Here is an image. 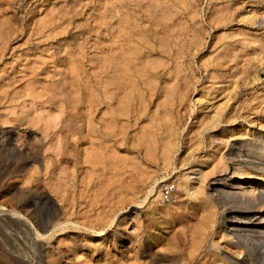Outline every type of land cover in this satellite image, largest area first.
<instances>
[{"label":"rangeland","instance_id":"374dc122","mask_svg":"<svg viewBox=\"0 0 264 264\" xmlns=\"http://www.w3.org/2000/svg\"><path fill=\"white\" fill-rule=\"evenodd\" d=\"M100 63L135 65L127 74L140 85L126 83L121 101L125 90L116 95L112 151L98 129L108 107L97 101ZM217 113L224 127L245 124L264 136V0H0V264L39 255L43 264H237L220 243L241 248L239 264H264V237L226 242L229 211L214 170L200 201L182 187L188 167L211 152V130L203 140L198 131ZM168 129L175 147L166 164L160 140ZM240 137L219 151L229 165ZM238 149L243 161L264 164L257 152L249 158ZM94 152L104 160L95 162ZM167 181L178 187L163 204ZM60 222L68 228L47 239Z\"/></svg>","mask_w":264,"mask_h":264},{"label":"bare ground","instance_id":"6f19581e","mask_svg":"<svg viewBox=\"0 0 264 264\" xmlns=\"http://www.w3.org/2000/svg\"><path fill=\"white\" fill-rule=\"evenodd\" d=\"M118 9V8H117ZM114 14V13H113ZM116 15V14H115ZM121 19V18H120ZM120 19H119V22H120V27H122V24L123 23H121V22H123V20L121 19V21H120ZM127 20V19H126ZM120 27H119V29H120ZM123 29V28H122ZM117 31H118V29H117ZM122 31V30H121ZM123 31H125L124 29H123ZM118 32H120V30L118 31ZM117 33V32H116ZM125 33H127V32H125ZM119 34V33H118ZM115 37V36H114ZM135 37V36H134ZM125 40V39H124ZM120 46V45H119ZM119 46L117 47V48H119ZM123 46V45H122ZM122 49V48H121ZM119 50H120V48H119ZM118 50V51H119ZM133 52V51H132ZM108 56V55H107ZM124 58V57H123ZM125 59V58H124ZM137 60H138V58H137ZM122 61H124V60H122ZM99 64V63H98ZM139 65V64H138ZM132 66H135V65H132ZM132 66H131V63H100V65H99V76L100 77H98V83H100L99 85V87H101V94L99 95V99L97 100L98 101V103H99V105H106V106H108L107 108H105V109H107L108 111L107 112H110L109 111V109H110V107H111V109H113L115 106H113L112 107V105H114L115 103H117L119 100V98H122V99H120V101L121 100H123V97H122V95L124 94V93H127L126 92V89L128 90L129 88H127L131 83V81L133 82V84H131L133 87H131L130 89L132 90L133 88H135V87H138V89H140V85H135L136 83L132 80V78L129 76V74H127V73H129V71L128 70H130L131 68H132ZM137 67H139V66H136V68ZM108 68H109V70L111 71V75L109 76V78H110V81H109V79L107 78V80H106V78H105V74L106 73H108V72H110L109 70H108ZM135 68V73H136V71L137 70H139L140 71V69L141 68H138V69H136ZM133 69V68H132ZM131 69V70H132ZM123 70H124V72H125V70H127L128 72H126V74L128 75V76H126V74L125 73H123ZM144 70V69H143ZM142 70V71H143ZM122 71V73H123V75H122V73H121V77H120V75H118V72L120 73ZM145 71V70H144ZM150 71V70H149ZM174 71H176V70H174ZM131 72V71H130ZM141 72V71H140ZM161 72V71H160ZM135 73H131L130 75L132 76H134L135 75ZM149 73V72H148ZM151 74L147 77L148 79V82H149V85H150V89H151V95L153 96V89H154V87H153V85H152V76L154 75V73H153V75H152V70H151V72H150ZM163 73V72H162ZM139 74V73H138ZM161 74V73H160ZM177 74V73H176ZM175 74V75H176ZM108 75V74H107ZM144 75V74H143ZM146 75V74H145ZM136 76V75H135ZM138 76V75H137ZM140 76V75H139ZM138 76V77H139ZM175 77V76H174ZM100 79H101V82H99L100 81ZM141 79V78H140ZM177 79V78H176ZM143 80V79H142ZM144 80H146V79H144ZM146 80V81H147ZM171 80V79H170ZM173 80V79H172ZM109 81V82H108ZM137 81H138V79H137ZM175 81V80H174ZM189 81V80H188ZM142 82V81H141ZM166 82V81H165ZM184 82V81H183ZM126 83H128L127 84V87H126ZM135 83V84H134ZM140 83V82H139ZM147 83V82H146ZM145 83V84H146ZM138 84V83H137ZM142 84H144V81H143V83ZM170 84V83H169ZM183 84H185V82L183 83ZM147 85V84H146ZM170 86V85H169ZM184 86V85H183ZM126 88V89H125ZM166 88V87H165ZM99 89V88H98ZM129 89V90H130ZM136 89V88H135ZM138 89H136V90H138ZM148 89H149V87H148ZM170 89V88H169ZM169 89L167 90V91H169ZM177 89L179 90H177V92H179V96H180V100H183V96L185 95V93H187L184 89L185 88H183V87H177ZM100 90V89H99ZM119 90H125V92L123 91V93L121 92L120 93V95H121V97L119 96V94H118V92H119ZM134 90V89H133ZM155 90V89H154ZM150 91V90H149ZM166 91V90H165ZM164 91V92H165ZM171 91H172V89H171ZM170 91V92H171ZM174 91V90H173ZM172 91V92H173ZM137 92V91H136ZM87 93V92H86ZM97 93H98V91H97ZM130 93H132L133 94V92H131L130 91ZM138 93V92H137ZM155 93V92H154ZM88 94H89V92H88ZM87 94V95H88ZM118 94V96H119V98L116 96ZM135 94V93H134ZM140 94V93H139ZM158 94V93H157ZM156 94V95H157ZM161 94H166V92L165 93H163V91H162V93ZM90 95V94H89ZM88 95V96H89ZM131 95V94H130ZM142 95V94H141ZM149 95V94H148ZM150 95V96H151ZM155 95V94H154ZM87 96V97H88ZM116 96V97H115ZM126 96V95H125ZM144 96V95H143ZM143 96H141V97H143ZM151 96V97H152ZM160 96V95H159ZM159 96H157V97H159ZM167 96V95H166ZM165 95H164V98L166 97ZM178 96V97H179ZM131 97H133L134 99H136V97H134V95H132ZM137 97H140V96H138V94H137ZM147 97V96H146ZM160 97H162V96H160ZM114 98H116L115 100H114ZM126 98H128V96L126 97ZM125 98V99H126ZM149 98V97H148ZM147 98V99H148ZM166 98H168V97H166ZM124 99V100H125ZM132 99V98H131ZM141 99H142V103L141 104H144V100H143V98H140V99H138V100H136V101H141ZM173 99V98H172ZM87 100V99H86ZM113 100H114V103H113ZM127 100V99H126ZM125 100V101H126ZM150 100V99H149ZM91 101V100H90ZM116 101V102H115ZM134 101V100H133ZM133 101H126L127 103L128 102H132L133 103ZM140 101L139 102H137V103H140ZM152 100H150V102H151ZM154 101V100H153ZM167 101H168V99H167ZM96 102V101H95ZM123 102V101H122ZM145 102H146V100H145ZM165 102V101H164ZM170 102V103H169ZM169 102H167V103H169V104H171V101H169ZM92 103V102H91ZM120 104L119 105H121V102H119ZM158 103V102H157ZM161 103V102H160ZM123 104V103H122ZM130 104V103H129ZM148 104V103H147ZM150 104V103H149ZM162 104V103H161ZM179 104V103H178ZM99 105H97V106H99ZM102 105V106H103ZM160 105V104H159ZM173 105V104H172ZM172 105H171V107H172ZM180 105V104H179ZM90 106V105H89ZM120 107V106H119ZM157 107V106H156ZM167 107V106H166ZM116 108V107H115ZM121 108H124L122 111H121V114H123L124 112L126 113V111H128V110H126L125 111V109H127L126 107H122V105H121ZM173 108V107H172ZM172 108H170L171 110H172ZM105 109H102V110H100V115H101V117H99V119H98V121L100 120V123H101V126H103V128H98L99 130H101V131H103V136H102V139H104V140H101V139H99V141L101 140V141H103V143H104V141H105V143L107 144V142L109 143H111L112 144V142L114 143V144H116V143H119V142H117V130H115V128H114V126H115V122H117L116 121V118L115 117H113L112 115H113V112H115L114 111V109H113V111L111 112L112 114H109V113H107L106 111H105ZM143 109V108H142ZM155 109V108H154ZM169 109V108H168ZM167 109V110H168ZM171 110H169L171 113H172V111ZM124 111V112H123ZM154 111V110H153ZM138 112V111H137ZM119 113V112H118ZM127 113H129V112H127ZM139 114V117H140V113H141V111H140V109H139V112H138ZM85 114V113H84ZM115 114V113H114ZM120 114V113H119ZM135 114V113H134ZM133 114V115H134ZM136 115V114H135ZM134 115V116H135ZM156 115V114H155ZM89 116V115H88ZM114 116H117L116 114L114 115ZM131 116H132V114H131ZM232 117H234V114H232L231 115ZM97 117V118H98ZM138 117V116H137ZM156 117V116H155ZM232 117H230V118H232ZM101 118V119H100ZM134 118V117H133ZM89 119H91V118H89ZM115 119V121L113 122V120ZM135 119V118H134ZM137 119V118H136ZM135 119V120H136ZM153 119V118H152ZM251 120V119H250ZM86 121V120H85ZM172 122V121H171ZM225 122V119H224V115H222V113H217L216 114V116H213L212 117V119L208 122V124L205 126V127H203V129L202 130H199L198 132V134H200L201 135V138H200V140H203L204 138H206V134L211 130V136H210V146H212L211 147V152H206L205 154H203L201 157H199L198 158V161H196L195 160V162L191 165V166H189L188 167V171L185 173V176H184V178H183V190L185 191V194H186V196L187 197H192V198H195L196 200H198V201H200L201 199L199 198V191H200V189L201 188H204V184H205V179L209 176L208 175V170H212L211 172H212V174H213V170H214V173L216 174L217 173V175L219 176L218 178H215V180H222L223 182H220V185L218 186L217 185V187L215 188V191L217 192V195H219L220 196V199L223 201V206H224V208L226 209V210H228L229 211V221H230V226H231V228H230V230H231V232L230 231H228L227 233H226V231L224 232V234H225V240H226V242H228V243H231V242H233V240L232 239H236L237 237H241V239H242V237H244L245 239H248V240H251V241H255V240H260L261 238H263L264 237V164H262V163H257V162H255L253 159H255V158H250V157H253L252 156V154H253V152H257L259 155H260V157H264V136H262V135H260V133H257L254 129H253V127H251V126H249V125H241L240 124V126H235V125H232V124H230V125H226L225 127H224V125L222 126V123H224ZM251 123H254L255 124V122L253 121V120H251L250 121ZM87 123V122H86ZM99 123V122H98ZM226 123V122H225ZM230 123V122H229ZM228 123V124H229ZM171 124V123H170ZM250 124V123H249ZM85 125H87V124H85ZM99 127V126H98ZM116 127H117V125H116ZM241 127V128H240ZM91 128H93V127H91ZM123 128H125V127H123ZM144 128V127H143ZM119 129V128H118ZM92 130V129H91ZM98 130V131H99ZM100 132V131H99ZM98 132V133H99ZM148 132V131H147ZM118 133H119V131H118ZM166 136L164 135V138L163 139H161L160 141H162V144H161V151H162V154H160L161 155V159H162V161L164 162V163H169V162H171V152H172V149L175 147V144L172 142V136H173V130L172 129H168V130H166ZM197 133V132H196ZM101 134V133H100ZM101 134V135H102ZM149 134V133H148ZM153 134V133H152ZM194 134V133H193ZM83 135V134H82ZM90 135V134H89ZM119 135H120V133H119ZM195 136V135H194ZM240 136H244V138H241ZM93 137V136H92ZM143 137V136H142ZM200 137V136H199ZM237 137H240L236 142H234V143H232L231 145H232V151H233V149L234 148H237L236 149V151L234 152L235 153V155L233 156V158H231L232 160H233V164L231 163V165H229L227 162L229 161V160H226L224 157H223V155H221L222 153V149L224 148V146L223 145H229L230 144V140L231 139H237ZM95 138V137H94ZM99 138V137H98ZM118 138L120 139V137L118 136ZM93 139V138H92ZM123 139V138H122ZM96 140V139H95ZM94 139H93V141H95ZM116 140V141H115ZM90 141V140H89ZM120 141V140H119ZM174 141V140H173ZM156 141H154V144H156L155 143ZM90 143V142H89ZM109 143V144H110ZM93 144H95V143H93ZM98 144V143H97ZM100 144V143H99ZM105 144V146L106 147H108V145H106ZM109 145L110 147H112V149L111 148H109L110 149V151H112V150H114L115 148H113V144L112 145ZM195 144V143H194ZM215 144V145H214ZM237 144V145H236ZM88 145V144H87ZM101 145V144H100ZM118 145V144H117ZM116 145V147H118ZM214 145V146H213ZM236 145V146H235ZM97 146H99V145H97ZM155 146V145H154ZM89 147H91V145L89 146ZM106 147H100V148H106ZM148 147V146H147ZM208 147V146H207ZM230 147V146H229ZM92 148V147H91ZM91 148H89V149H91ZM94 148H96V147H94ZM228 148V147H227ZM238 148H246V151H247V156H245V157H249L250 159L249 160H246V161H243V159H242V156H241V153H242V150L243 149H238ZM109 149H106V150H109ZM196 149V148H195ZM84 150H86L85 149V147H84ZM95 150V149H94ZM102 150H105V149H102ZM106 150H105V152H106ZM147 151L148 150H150L149 149V147H148V149H146ZM152 150H153V148H152ZM229 150V149H228ZM231 150V149H230ZM89 153H87V152ZM86 151H83L84 152V154H85V152L89 155V158L87 159L88 161H89V159H90V155H91V153H90V150L88 151V150H86ZM96 151H97V148H96ZM95 151V152H96ZM99 151H101V150H99ZM154 151V150H153ZM219 151H221V152H219ZM94 152V154H95V158H94V160H95V162H96V160L99 162V161H102V160H104L102 157V159L101 160H99L100 159V156L99 155H101V156H103V154L101 153H99V155H98V153L96 154ZM82 153V152H81ZM106 153H108V152H106ZM115 153V152H114ZM220 153V154H219ZM246 153V152H245ZM83 154V155H84ZM87 154H85V156L87 155ZM93 154V155H94ZM109 154V153H108ZM111 154V153H110ZM112 154H113V152H112ZM146 154V153H145ZM213 154H216V155H218L219 154V157L218 158H216V159H210V156L211 155H213ZM231 154V153H230ZM118 155V154H117ZM153 155H154V153H153ZM152 155V156H153ZM145 156V155H144ZM232 156V155H231ZM244 156V155H243ZM256 156V155H255ZM88 157V156H87ZM94 157V156H93ZM105 157H106V159H107V155H105ZM114 157V156H113ZM228 157H230V156H228ZM114 159H115V157H114ZM228 159V158H227ZM230 159V160H231ZM264 159V158H263ZM262 159V160H263ZM109 160V159H108ZM112 160V159H111ZM206 160V161H205ZM260 160H261V158H260ZM93 161V160H92ZM92 161H91V163H92ZM115 160H113V162H114ZM200 161L201 162H204L205 164H207V166H205V165H201L200 164ZM95 162L93 161V163L95 164ZM107 162V161H106ZM230 162V161H229ZM101 163V162H100ZM104 163V162H103ZM102 163V164H103ZM107 164V163H106ZM105 164V165H106ZM109 164V163H108ZM113 164V163H112ZM99 165V164H98ZM116 165V164H115ZM114 165V166H115ZM208 165H210L211 166V168L209 167V168H207L208 167ZM113 166V165H112ZM110 167V166H109ZM114 168V167H113ZM210 172V173H211ZM246 175H249V176H247L248 178H245V176ZM246 179H248V180H246ZM98 180V179H97ZM223 185V186H222ZM202 191H203V189H202ZM155 192V188L154 187H152L149 191H148V196H150L151 194H153ZM202 193V192H201ZM202 195V194H201ZM218 196V197H219ZM221 200H219V201H221ZM39 202V201H38ZM44 202V201H43ZM215 208H217V207H215ZM216 210V209H215ZM16 212V211H15ZM215 213L216 212H214V214L212 215V218H211V220H212V223H216V215H215ZM218 213H219V211H218ZM13 214V213H12ZM258 214H260V215H258ZM56 215V214H55ZM258 215V217H260V218H258V219H261V220H258V221H256L255 222V220H254V218H255V216H257ZM21 216V215H20ZM54 217V216H53ZM218 218V217H217ZM20 220V219H19ZM17 221V220H16ZM69 222V221H68ZM66 223L67 222H65V223H63V222H60V223H57V224H55V226H54V228L51 230V232H50V234H48V236H46V238L47 239H49V238H52L58 231L59 232H61V231H64V230H66L67 228H68V226L66 225ZM68 224V223H67ZM217 224V223H216ZM48 225V224H47ZM73 225V224H72ZM215 225V224H214ZM39 226V225H38ZM41 227V226H40ZM53 227V226H52ZM73 227H75V226H73ZM41 229V228H40ZM43 229L44 230H46V227L43 225ZM224 230V229H223ZM43 231V230H42ZM223 234V235H224ZM36 237H38L37 238V240L38 241H36V242H38L37 244H36V246H40V239L42 240V238H44V234H42L40 231H38V236L36 235ZM224 240V239H223ZM237 241H239V240H237ZM213 242V241H212ZM222 242V241H221ZM225 242V243H226ZM236 242V241H235ZM240 242V241H239ZM214 244V246H215V244L217 245V244H219V242H217V241H215L214 240V242H213ZM252 243V242H251ZM250 242H249V244H251ZM259 243H261V242H259ZM224 243H222V245H221V243H220V245L218 246L221 250H222V253L224 254V256L225 257H227L226 259H228V260H230V261H232L233 263H237V264H239V262H240V260H239V258H241L242 256H240L239 254H237V249H239V248H237V249H233L232 247H230V246H228V245H223ZM1 246V245H0ZM212 246V245H211ZM257 247V246H256ZM261 247V246H260ZM34 248H37V247H35L34 246ZM40 248H41V246H40ZM39 248V249H40ZM262 248V247H261ZM241 249V248H240ZM263 250H264V248H263ZM34 251H37V250H34ZM239 252V251H238ZM243 252V251H242ZM33 253V252H32ZM35 254V253H34ZM29 256V255H28ZM33 256V255H32ZM36 256V255H35ZM39 256H41V255H39ZM36 257L35 258V260H34V258L32 259V260H34L33 262H32V260H31V258H29V260H30V264H43V261L41 260V257ZM236 256H238V258L236 257ZM8 257V256H7ZM23 257V256H22ZM53 257V256H52ZM234 257H236V258H234ZM50 258V257H49ZM18 259V258H17ZM17 259H15L16 261H17ZM12 260H14V259H12ZM22 260V259H21ZM20 260V261H21ZM24 261V260H23ZM22 262V261H21ZM244 263V262H243ZM20 264V263H19ZM21 264H23V263H21ZM24 264H27V262L26 261H24Z\"/></svg>","mask_w":264,"mask_h":264},{"label":"built area","instance_id":"2783aa9c","mask_svg":"<svg viewBox=\"0 0 264 264\" xmlns=\"http://www.w3.org/2000/svg\"><path fill=\"white\" fill-rule=\"evenodd\" d=\"M177 183L175 181L165 182L160 190V201L163 204H169L176 198Z\"/></svg>","mask_w":264,"mask_h":264}]
</instances>
